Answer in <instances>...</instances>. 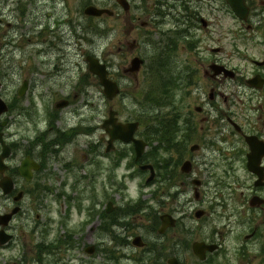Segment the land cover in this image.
<instances>
[{
  "label": "flooded vegetation",
  "instance_id": "1",
  "mask_svg": "<svg viewBox=\"0 0 264 264\" xmlns=\"http://www.w3.org/2000/svg\"><path fill=\"white\" fill-rule=\"evenodd\" d=\"M5 1L0 0L2 7ZM51 1H54L55 9L65 3L67 14L55 10L46 13L45 17L40 15L37 19L41 20L38 24L41 43L35 42V46L45 51L51 48L63 51L64 47L72 45L79 48L83 39L80 30L84 28V18L87 17L85 9L94 4L85 6V0H73L72 4H68L67 0H45L46 3ZM97 7L109 12L100 17H87V20L109 19V41L112 51H115V60L108 63L111 78H137L138 73L132 69L135 58L143 61L139 73L149 66V60L158 68L174 66L175 74L166 76L163 70L159 78H172L167 82L168 86L172 83L176 105H182L180 102L186 97L194 98L196 105L185 117V123L182 122L181 113L177 112L173 128L167 130L164 127L161 130L162 138L155 141V148L152 147L153 140L147 138L148 133L141 134L147 145L142 159H136L134 144H124L121 141H117L113 151L109 152L106 147V132L103 140L100 136L97 140L93 139V154L96 158L104 157L111 161L114 169L127 159L126 172L129 176L133 172L148 179L152 171L143 170L142 167H154L155 178L151 182L146 180L145 185L156 186L159 191H164L161 199H173L172 206L175 207L171 213L158 216V238L161 237L164 241L172 232H179L181 228V221L174 210L180 205L179 200L183 195L178 197L180 193L177 183L172 181L169 187L174 179L170 173L176 172L181 187L193 190L194 199L187 200L188 206H196L195 201L202 206L200 203L205 202L209 192H214L216 199H220L219 202L206 203V207L195 210V218L203 224L199 227L202 240H196L190 245L192 254L198 258L197 247L207 257L202 263L209 262L211 257L223 252L220 239L225 242L229 235L234 234L236 227L244 231L249 225L245 239L248 242L254 241V258L259 259V254H264V0H109L107 6L97 4ZM2 21L0 19V24ZM50 37L52 38L49 39ZM73 39L76 42L73 43ZM42 43H47L49 47ZM243 46L248 47L246 54L240 52ZM150 49L156 50L157 56L148 60L146 54ZM235 53L242 58L239 65L233 67L231 64ZM119 59L121 62L118 65ZM169 88H165L163 92ZM68 102L71 106L69 100ZM239 110L240 113L244 112L240 117L237 112ZM206 114L212 116L213 127L197 128L196 121L205 124L207 119V123L210 122L208 117H201ZM243 117L247 119V124L244 125L248 127L247 130L236 122ZM215 118L218 120H214ZM18 126L13 135L9 128L2 130L0 124V131L4 134L8 147L5 166H0V264H60L61 260L54 258L71 250L65 249L67 241L60 243L64 253L60 251L61 248L54 247L58 240L53 241L51 226L46 222L38 224L42 220L41 213L49 212L48 204L52 201L53 193L46 180L44 183L43 179L46 177L42 179L41 172L48 165L49 159L53 158V154L61 153V148L68 145L66 142L69 132H64L62 139L53 140L48 137V132L40 130L41 135L29 139L23 135L21 122H18ZM72 127L70 129L73 134L76 126ZM92 130L95 133L98 127L95 129L92 126ZM80 132L81 130L76 133L70 146L81 144ZM170 132L171 137H168ZM248 137H254L251 143ZM24 140H27L26 144L22 143ZM55 144H58L60 150L54 147ZM3 149L4 146L0 143V155ZM234 150L231 158L224 156V152ZM167 155L170 158L166 161ZM198 155L204 156L207 172L214 166H209L210 163H220L224 169V177L211 178L214 182L209 177L203 179L197 172ZM250 155L254 173L249 170ZM26 163L36 165L27 167ZM98 164L100 166L101 163ZM202 166L201 164V168ZM239 170L247 174L248 187L247 191L240 192L242 202L238 207L248 211L250 217L254 216L252 225V219L236 220L232 219L236 214H228V197L223 190L231 188L228 181L230 171ZM166 215L174 219V226L160 234ZM171 221L168 218L169 226ZM191 233V230L186 229L187 236ZM157 244L159 253H162L163 245L160 241ZM200 244L214 246L215 251L209 252L207 246ZM144 245L141 249L144 253L155 252L149 243ZM178 252L180 253L179 250ZM160 256L159 254L158 257ZM179 257L178 254L172 258L180 259ZM244 262L246 261L242 260Z\"/></svg>",
  "mask_w": 264,
  "mask_h": 264
},
{
  "label": "rangeland",
  "instance_id": "2",
  "mask_svg": "<svg viewBox=\"0 0 264 264\" xmlns=\"http://www.w3.org/2000/svg\"><path fill=\"white\" fill-rule=\"evenodd\" d=\"M72 1L67 0L68 4H72ZM100 1L85 0V4L107 6L109 3V0ZM53 2L6 0L3 7L0 5V19L3 20L0 24L1 96L10 106L6 115L10 122V133L14 135L18 130V122L22 123L23 135L29 138L41 135L39 130L45 131L46 124L52 128L47 131L48 137H55L57 133H60L59 131L69 132L66 142L68 145L61 148V153L53 154V158L49 159L48 165L41 172L43 173L42 179L46 177L43 179L44 183L46 180L48 186L54 189L51 195L52 204H48L49 212L45 211V220L51 226L52 239L53 241L59 239L68 241L71 236L74 248L66 246L65 249L71 250L69 253L53 258L61 260L60 264H140V262L142 264H167L170 257L179 254L182 264H241L242 260L246 261L242 264H258V262L264 264V254H259V259H255L254 241L248 242L245 239L249 225L244 228L246 229L244 231L238 230L236 227L234 234L229 235L225 242L220 239L223 252L211 257L209 262L201 263L192 254L190 245L196 240H202L199 227L203 224H200L201 221L195 218V210L206 207V203L219 202L220 199H216L214 192H209L205 202L200 203L202 206H199L196 201L194 202L196 206L193 204L188 206L187 200L194 199L193 190L181 187V181L178 177L176 178V172L170 173L174 179L171 178L173 180L168 186L171 187L172 181L177 183L180 196L176 195V192L173 194L178 197L183 195L179 200L180 205L174 210L176 217L181 221V228L179 232H172L164 241L163 238H158L159 235L156 232L158 216L173 211L175 208L172 206L173 199L167 200L168 202L162 200L161 196L164 191L161 189L159 191L156 186H149L151 188L148 189L142 188L147 180L144 177H137V174L136 179L124 177V174H127V159L121 163V166L114 169V164L111 161L104 157H95L92 150L89 149L91 148L90 144L93 139L97 140L98 136L102 140L106 136L102 126L112 109L118 111L122 121L140 122L141 134L148 133L149 139L152 131L159 130V133L154 136L158 139L162 138L161 130L164 127L169 129L175 124L177 112L181 113L182 122L185 123V117L193 111L196 102L194 98L186 97L184 101L180 102L182 105L175 104L176 95L172 94V83L168 86L167 82L172 78H156L153 74L156 65H153L149 59L157 56V51L154 49H150L146 54L149 66L139 74V80L136 82L119 78L122 84V95L112 102L108 101L98 78L90 73L86 58L94 56L106 64L111 63L112 59L115 60V51H112L109 41V19L97 21L84 18V28L80 30L83 39L79 48H74L75 45L64 47L63 51L51 48L41 54L31 49L30 47H35L32 45L33 43H41L40 29L38 28L41 20L37 19L40 15L45 17L46 13L55 10L63 12L64 15L67 14L65 3L64 6L55 9ZM102 2H106V4H100ZM72 42L74 43L76 40L73 39ZM42 45L48 46L47 43H42ZM247 48L241 47L240 52L246 54ZM241 58L242 56L238 53L233 54L234 61L231 66H238ZM43 61L47 64L43 65ZM120 62L121 59L117 64L119 65ZM163 70V74L166 76L175 74L174 66L160 68V75ZM52 74H56V76ZM25 80L29 82L30 88L26 96L20 98L18 91ZM164 83L167 87H164ZM168 87H170L169 90L162 95L163 90ZM63 99L69 100L71 106L65 110L56 109L55 104ZM237 112L240 113L241 110ZM242 113L244 114V112ZM201 117H208L210 122L207 123V119L205 124L196 121L197 128L213 127L211 115L206 114ZM51 120L52 125H50ZM236 122L246 130L248 129L244 126L247 124L246 118L237 119ZM72 126H76L73 134L70 129L73 128ZM92 126L95 129L98 127V131L93 133ZM79 130H81V144L70 146ZM141 134L139 136L143 137ZM62 138L63 136L59 139ZM25 141L27 142L24 140L22 143L24 144ZM155 146H157L156 142L152 144L153 148ZM228 146L230 147V145ZM149 152H151V147ZM234 152L235 150L224 152V156L229 159ZM129 156L131 158V155ZM198 156L197 172L203 179L224 177V169L220 163H210L209 166L213 164L214 166L207 172L204 156ZM160 158L162 159V154ZM169 158L168 155L165 156L166 161ZM98 162L101 163L100 166ZM177 173L180 174L179 171ZM132 174L134 173L132 172ZM247 178V174L243 171H230L228 181L231 188L227 191L223 190V192L228 197L229 203H226L229 205L228 214H236L234 217L232 216V219L241 221L252 219L250 222L252 225L254 216L250 217L248 211L238 207L242 202L239 198L240 192L247 191ZM246 196L245 199H247ZM220 198H223V195H220ZM138 201L143 203V209L135 214L134 212L138 210L136 208L139 206V203L136 204ZM110 202L115 207L112 215L122 214L118 221L119 225L113 227L110 224L114 222L110 221V216L106 213ZM89 215L96 216L90 223L87 221ZM124 215L126 218L123 217ZM107 228L109 231H106ZM184 229L185 231L186 229L191 230V235L187 236ZM118 234L130 239L120 243L119 240L125 239L117 238ZM135 236H141L146 243L154 247L155 252L146 254L139 248L137 249L132 243ZM158 241L164 247L162 253H159ZM118 243L120 246L115 253ZM54 245L61 248L60 241ZM91 245H95L97 248L93 257L84 252V249ZM107 250H112V262L104 256ZM60 251L64 253L62 248ZM159 254L160 257H158ZM115 255L117 256L116 261L113 260ZM72 256L73 258H71Z\"/></svg>",
  "mask_w": 264,
  "mask_h": 264
},
{
  "label": "water",
  "instance_id": "3",
  "mask_svg": "<svg viewBox=\"0 0 264 264\" xmlns=\"http://www.w3.org/2000/svg\"><path fill=\"white\" fill-rule=\"evenodd\" d=\"M103 12H106V11H101V10H98L96 8L90 9V13L93 15H99V14H102ZM90 63H91V71L100 76V80H101L102 85L105 88V93H106L107 97L109 99H113L114 97H116L118 95V93L120 92V90H119L118 85L115 82H112L108 78V72L106 71V67L100 65V63L96 59H90ZM139 64H140L139 62L136 63V65L134 67L135 71L139 70ZM25 89H26V86L21 91V95L24 93ZM6 111H7V106L0 99V115ZM114 115H115V113H111V119L108 120L105 124L106 128H108V126L110 124L113 125L112 130L108 129V131L110 132V135H111L110 144L116 139H122L125 142L134 141L137 145L138 157H140L143 154L145 144L142 141L135 140V138H134V134H135L136 130L138 129L139 124L138 123H131V124L129 123V124L125 125L122 123H117V120L114 119ZM151 179H150V181H151ZM135 243L138 244L139 246H141L140 239H137V241ZM88 252L93 253L94 249L93 248L89 249ZM196 252L198 255L201 256V252H199L197 250V247H196ZM202 257H204V256L202 255ZM170 264H178V263L176 261H171Z\"/></svg>",
  "mask_w": 264,
  "mask_h": 264
},
{
  "label": "bare ground",
  "instance_id": "4",
  "mask_svg": "<svg viewBox=\"0 0 264 264\" xmlns=\"http://www.w3.org/2000/svg\"><path fill=\"white\" fill-rule=\"evenodd\" d=\"M27 29H29V28H27ZM30 48L37 51L39 54L44 52V49L40 48V47H30ZM43 63H45V61H43Z\"/></svg>",
  "mask_w": 264,
  "mask_h": 264
}]
</instances>
